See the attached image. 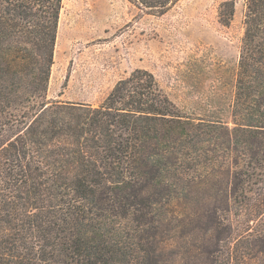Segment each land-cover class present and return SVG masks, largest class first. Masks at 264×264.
Masks as SVG:
<instances>
[{"label":"trees","instance_id":"1","mask_svg":"<svg viewBox=\"0 0 264 264\" xmlns=\"http://www.w3.org/2000/svg\"><path fill=\"white\" fill-rule=\"evenodd\" d=\"M61 3L0 0V264H175L171 226L206 235L199 264H264V0H245L233 125L184 115L146 69L96 106L46 101Z\"/></svg>","mask_w":264,"mask_h":264},{"label":"rangeland","instance_id":"2","mask_svg":"<svg viewBox=\"0 0 264 264\" xmlns=\"http://www.w3.org/2000/svg\"><path fill=\"white\" fill-rule=\"evenodd\" d=\"M223 1L175 0L156 13L133 0H62L46 101L96 106L118 80L146 69L184 115L233 125L245 0H233L228 25L218 20ZM176 228L165 254L175 264H199L206 235L193 229L196 237L193 230L184 237Z\"/></svg>","mask_w":264,"mask_h":264}]
</instances>
